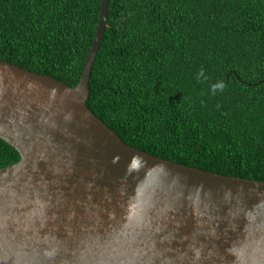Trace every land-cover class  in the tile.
<instances>
[{"label": "water", "instance_id": "obj_1", "mask_svg": "<svg viewBox=\"0 0 264 264\" xmlns=\"http://www.w3.org/2000/svg\"><path fill=\"white\" fill-rule=\"evenodd\" d=\"M108 9L76 85L0 60L20 153L0 167V264H264V180L137 148L88 105Z\"/></svg>", "mask_w": 264, "mask_h": 264}, {"label": "trees", "instance_id": "obj_2", "mask_svg": "<svg viewBox=\"0 0 264 264\" xmlns=\"http://www.w3.org/2000/svg\"><path fill=\"white\" fill-rule=\"evenodd\" d=\"M101 1L0 0V60L76 85ZM90 89L127 143L264 180V0H109ZM19 159L0 137V167Z\"/></svg>", "mask_w": 264, "mask_h": 264}, {"label": "clouds", "instance_id": "obj_3", "mask_svg": "<svg viewBox=\"0 0 264 264\" xmlns=\"http://www.w3.org/2000/svg\"><path fill=\"white\" fill-rule=\"evenodd\" d=\"M199 75L200 76H204L203 69H201ZM224 87L225 86H224L223 83H218V84H215V85L212 86V90H213V92H215L216 89H220L221 91H223ZM46 255L51 256V255H53V253L48 252V253H46Z\"/></svg>", "mask_w": 264, "mask_h": 264}]
</instances>
